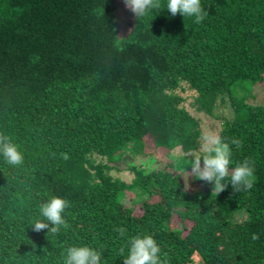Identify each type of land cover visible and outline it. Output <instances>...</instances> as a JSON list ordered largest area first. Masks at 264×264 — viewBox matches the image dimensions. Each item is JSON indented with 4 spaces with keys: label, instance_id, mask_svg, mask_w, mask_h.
<instances>
[{
    "label": "trees",
    "instance_id": "1",
    "mask_svg": "<svg viewBox=\"0 0 264 264\" xmlns=\"http://www.w3.org/2000/svg\"><path fill=\"white\" fill-rule=\"evenodd\" d=\"M201 6L199 23L161 9L141 21L131 12L122 29L118 0H0V135L24 153L20 166L0 160V264H62L77 244L124 264L138 233L157 240L166 264H264V104L251 91L264 81V0ZM185 90L210 115L228 96L233 114L218 134L240 141L234 163L254 162L251 189L182 182L203 132ZM145 142L170 162L136 184L91 157L114 161ZM128 191L138 195L129 205ZM53 195L69 201L68 227L34 231Z\"/></svg>",
    "mask_w": 264,
    "mask_h": 264
},
{
    "label": "clouds",
    "instance_id": "2",
    "mask_svg": "<svg viewBox=\"0 0 264 264\" xmlns=\"http://www.w3.org/2000/svg\"><path fill=\"white\" fill-rule=\"evenodd\" d=\"M124 4L140 21L150 13L154 16L161 9H167L171 16L179 13L184 18L191 17L193 23L201 22L207 15L201 0H166L163 8L160 0H124ZM231 146L238 149L240 141L236 138L229 141L216 133L201 132L198 149L185 153V176L191 174L193 179L210 182L212 192L216 194L229 184L237 192L251 189L255 179L254 162L244 159L234 163ZM0 160L13 167L22 165L24 161L23 151L8 135H0ZM187 166L190 169L186 171ZM68 206L66 198L50 196L39 205L36 217L29 225L34 231L47 229V233H57L68 227L64 215ZM115 231L120 236L125 234L123 227H117ZM252 238L256 239L255 234ZM62 257V264H101L102 253L88 244H77L68 246ZM122 257L124 264H166L160 245L151 234L131 236L127 240V254Z\"/></svg>",
    "mask_w": 264,
    "mask_h": 264
},
{
    "label": "rangeland",
    "instance_id": "3",
    "mask_svg": "<svg viewBox=\"0 0 264 264\" xmlns=\"http://www.w3.org/2000/svg\"><path fill=\"white\" fill-rule=\"evenodd\" d=\"M118 4L119 12L121 14L122 29H127L131 24V20L128 16L131 14V11L125 7L124 0H118ZM251 91L254 95V99L252 98V101L264 104V81L262 83L254 84ZM237 92L241 93L242 91L239 89ZM182 95L186 98L184 102L188 109L200 119L203 132L218 134L222 121L230 118L233 114L228 96L224 97V99L217 100L218 102L214 105L213 110L214 116H211L213 114L210 115L195 109V103L193 101L195 100L196 93L194 91L185 90L182 92ZM165 153V149L155 146L154 143L152 145V142H145L141 153L134 154L126 151L119 155L114 161H109L106 156L99 154H93L91 157L96 162L99 161L108 164L110 166L108 171L114 179L123 180L128 184H136L141 180L144 173H148L153 169H159L168 165L170 158ZM182 182L187 185L186 187L188 189H194L196 187L191 174H188L187 176L183 174ZM136 189L139 191L137 186ZM137 197V194H134L132 191H128L125 195L124 201L127 205H129ZM135 211L140 212L141 208L137 207Z\"/></svg>",
    "mask_w": 264,
    "mask_h": 264
}]
</instances>
